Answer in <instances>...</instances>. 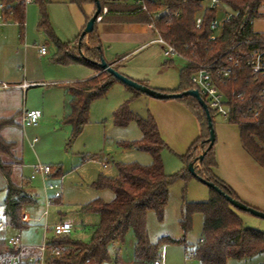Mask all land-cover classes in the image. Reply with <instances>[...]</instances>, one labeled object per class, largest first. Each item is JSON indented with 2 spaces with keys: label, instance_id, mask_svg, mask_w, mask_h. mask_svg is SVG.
Wrapping results in <instances>:
<instances>
[{
  "label": "rangeland",
  "instance_id": "obj_1",
  "mask_svg": "<svg viewBox=\"0 0 264 264\" xmlns=\"http://www.w3.org/2000/svg\"><path fill=\"white\" fill-rule=\"evenodd\" d=\"M118 1L130 6L133 3L131 0ZM209 3L210 0H204L203 6L206 7ZM91 5L90 3L80 7L71 0H48L45 8L48 25L45 26L40 3L31 0L26 4L24 28L14 22H0V83L11 86L29 84L23 91L15 93L10 90L6 94H0V105L5 102L8 95L11 103V108L8 109L0 106V120L8 121V124L0 129V135L5 141L15 143L11 148V156H5V161L12 165L22 163L19 165L21 168L11 172L10 178L14 182L21 178L29 181V189L33 192L37 204L28 205L25 210H28L33 218H38L45 211L46 201L44 177L37 173L32 180L35 171L32 166L42 164L53 168V173L46 177L47 184L60 179L55 174L64 178L61 202L58 200L59 203H54L48 209L49 215L45 220L31 222L24 229H16L8 224L0 229L1 237L8 240L19 236L21 246L24 247H39L45 237L52 239V232H46L44 225L51 228L61 220L76 223L79 227V230L72 236L69 235L67 239L89 241L90 228L98 218L91 214H79L78 207L98 198L104 202H110L114 198L112 191H98L93 184L101 175L116 177L118 163L148 166L153 162L151 154L138 149L125 150L121 146L124 142L140 140L142 134L136 122H130L126 127L118 126L114 118L115 112L125 105L142 118H146L149 113L152 115V112L148 95L137 92L118 80H114L103 98L91 104L90 121L78 137L73 138V128L65 121L70 113V96L66 88L90 79L95 70L83 64H61L57 62V58L61 56L68 60L77 58L93 61L88 57V50L93 49L90 38L86 37L78 44L88 17L94 13ZM122 8L116 7L119 10ZM258 13L260 16L253 20L252 29L254 32L264 33V3ZM118 17L122 21L138 22L134 20V16L119 14ZM223 17L220 13L219 18ZM104 21L105 18L102 22ZM138 23L145 25L142 22ZM108 24L96 23L102 57L106 62L125 57L121 65L124 67H118L119 72L134 81L145 80L147 84L145 86L154 90H174L179 86V69L183 67L179 59H173V64L166 67L164 62L167 58L157 44L149 43L140 49L156 36L151 33H129L115 29L116 27H108ZM154 33L156 34L155 31ZM98 36L95 35L93 38L96 39ZM58 42L65 45L61 50ZM44 46L47 54L41 55L39 50ZM128 72L133 73L135 77ZM171 100L184 104L177 99ZM156 102L158 104L155 109L161 113V120L167 125L173 112L169 114L164 104ZM31 110L41 114L40 122L37 126H24L23 113ZM212 115L216 135L213 150L217 164L214 169L216 175L234 191V186L241 190L249 200L246 203L247 201H243L237 194L244 204L264 212V170L243 149L238 126L220 115L214 113ZM168 127L174 132L171 125ZM165 144L167 148L161 152L165 173L176 175L188 167L182 159L187 152L179 153L168 142ZM202 154L198 151L196 155ZM103 163H108V166L105 168ZM196 165V169L200 170L201 164L197 162ZM17 183L15 184L18 186L23 185L22 182ZM7 186L8 178L0 170V219L6 222L8 221L3 215L2 206ZM24 190L27 193L26 187ZM210 190L189 174L186 179H179L171 185L163 221L158 220L154 211L148 212L147 231L152 242H156L162 236L177 240L185 239L186 244H168L164 247V254H168L167 264H199L196 258L187 257V253L185 257L184 247L187 245L188 249H195L201 239L204 217L200 213L195 214L192 229L186 235L180 226V220L185 204L209 201ZM233 209L244 227L264 233V219ZM133 244L134 234L129 231L123 243H116L110 247L111 261L113 262L119 254L123 262H130L133 258ZM263 259L262 255H257L248 261L230 260L229 264H260Z\"/></svg>",
  "mask_w": 264,
  "mask_h": 264
},
{
  "label": "trees",
  "instance_id": "obj_2",
  "mask_svg": "<svg viewBox=\"0 0 264 264\" xmlns=\"http://www.w3.org/2000/svg\"><path fill=\"white\" fill-rule=\"evenodd\" d=\"M35 1L40 3L44 25L47 26L45 8L48 0ZM71 2L80 7L90 3L95 5L94 0ZM100 2L102 8L108 7L109 16L120 13L134 16V20L138 22L153 23L156 34L172 45L181 56L185 65L179 70V86L174 90L156 91L173 94L194 90L191 77L196 71L206 67L213 73L220 90L228 100L230 114L228 121L238 126L243 149L264 170V73L257 74L248 65L251 52L261 48V44L264 43V33H257L252 29L253 20L260 16L258 10L264 0H223L234 15L230 21L223 22L221 32L217 35L211 30V23L216 19L217 11L205 8L203 0H164L151 4L149 12L143 13H134L135 7L122 4L118 0ZM0 3L3 5V21L14 22L24 28L26 1L0 0ZM121 6L123 7L121 10L116 9ZM199 15H202L200 28L196 26V18ZM90 19L91 17H88L87 22ZM95 35L96 25L88 36L93 42V49L88 50V57L93 61L77 58L68 60L61 56L57 58L58 63L83 64L93 68L97 74L66 88L70 96V113L65 121L73 128V138L78 137L89 123L91 104L103 98L116 80L99 67L103 57L100 39L93 38ZM85 38L81 41L80 36L78 44ZM58 46L61 50L65 45L58 42ZM172 63V60H166L164 66H170ZM109 64L119 71L118 63ZM224 70L231 71V76L227 79L223 78ZM139 83L147 85L145 82ZM177 100L183 102L193 112L201 125V135L182 157L183 161L189 165L198 161L201 156L196 155L198 151L205 153L200 163L201 169H196L197 174L214 183L226 195L243 203L232 187L221 180L214 171L217 167L213 155L215 144L210 146L208 142L210 131L204 110L193 97L186 96ZM211 116L213 122L212 113ZM114 118L120 127L136 122L142 134L141 139L124 142L121 146L125 150L138 149L147 152L152 155L153 162L148 166L118 163L116 177L101 175L93 187L98 191H112L114 198L110 202L96 199L81 207L82 213L97 214L100 217V223L94 228L91 239L84 243L67 239L68 236L52 238L49 247L58 249L60 255L49 258L47 264L111 263L110 247L116 243H123L129 231L133 232L135 239L134 264H153L160 259L166 245L186 244L185 239L177 240L169 236H162L156 242H152L147 231V214L154 211L158 220L163 221L169 201V189L177 180L186 179L190 174L188 167L176 175L165 173L161 152L167 145L162 140L157 123L150 113L146 118H142L125 105L115 112ZM7 124L8 121L0 120V129ZM14 146V142L5 141L0 135V170L8 178L4 215L7 217L8 225L24 229L27 227L22 221L25 207L35 205L36 201L27 195L24 183L18 186L11 181L13 165L2 160L3 156H11V148ZM51 169L52 174L53 168ZM55 176L62 178L57 174ZM210 193L209 201L186 203L182 210L180 226L185 235L192 229L195 214L200 213L204 217L201 239L195 249L191 250L193 257L200 264H229L230 260L248 261L257 255L264 257V233L244 227L242 220L225 197L213 189ZM185 248L188 251L187 245ZM26 252L21 253L20 248L10 247L7 240L0 236V264H11L16 256H19L20 264H23L22 262H26L30 256L36 255L34 250ZM260 264H264V259Z\"/></svg>",
  "mask_w": 264,
  "mask_h": 264
},
{
  "label": "built area",
  "instance_id": "obj_3",
  "mask_svg": "<svg viewBox=\"0 0 264 264\" xmlns=\"http://www.w3.org/2000/svg\"><path fill=\"white\" fill-rule=\"evenodd\" d=\"M25 1L27 4V1H31V0H25ZM131 1L133 2L132 6L135 7L136 9L134 13H143V12H149V6L151 4L160 3L163 2L164 0H131ZM205 8L214 9L217 11L216 19L211 23V30L215 33V35L221 32L223 22L230 21L234 15V12L224 4L223 0H210L209 5H206ZM2 11H3V5L0 3V22L3 21ZM108 13H109L108 7H103L101 14L97 18V23L102 22V20L106 15H108ZM220 13H222L224 16L221 19L219 18ZM115 14H120V13H115ZM147 25L150 29L155 31L153 23H149ZM201 25H202V15H199L196 18V26L200 28ZM154 42L161 47L164 56L167 58V60H173L175 58L181 59V56L176 51V49L172 45L168 44L165 41V39H163L161 36L157 35V38ZM39 51L41 55H46L47 53L45 47L40 48ZM248 65L255 73L257 74L264 73V43L261 44V48H257L251 52ZM222 75L224 79H227L231 76V71L224 70L222 71ZM191 82L195 86V90L199 91L201 97L206 102L210 113L220 115L223 119L228 121L230 119L228 100L224 95V93L220 90L218 83L214 78L213 73L206 67H203L192 75ZM4 88H7V86H4ZM40 118L41 115L38 111L35 110L25 111L22 117L23 125L37 126L40 122ZM103 166L106 167L107 165L103 164ZM34 168L36 173H41L42 175L45 176H49L52 170L50 166L42 165V164L35 165ZM46 190L51 192L52 194L51 197L48 198L47 207L51 205L52 199H60L63 196V187L61 182H55L49 184L46 187ZM47 213L48 212L45 211L42 215V218L45 217ZM31 220L32 219L29 218L27 214L23 213L22 215L23 222L28 223ZM40 220L41 218L38 219V221ZM2 227L3 224L0 223V228ZM73 230H74V226L72 223L69 222H59L53 225L51 228L45 225V231L46 232L51 231L53 234V238L69 236L73 232ZM50 240L51 239L45 238L43 244L37 248H32V247L25 248L21 246L20 237L15 236L8 239L7 244L10 247L20 248L21 253L28 250L36 251L37 254L35 256H30L27 259V264H47L49 258L57 257L60 255V251L58 249L49 247ZM187 257H193V251L191 250L187 251ZM11 264H20L19 256L13 258ZM153 264H166L164 251L162 252L160 259L154 262Z\"/></svg>",
  "mask_w": 264,
  "mask_h": 264
},
{
  "label": "crops",
  "instance_id": "obj_4",
  "mask_svg": "<svg viewBox=\"0 0 264 264\" xmlns=\"http://www.w3.org/2000/svg\"><path fill=\"white\" fill-rule=\"evenodd\" d=\"M120 3L124 4L123 2H120ZM91 6L94 9L93 12L95 13V10H96L95 5L92 4ZM92 16H90V17H92ZM118 16H119V14H111L110 16L109 15H106L104 17L105 18V21L104 22H101V23H105V22L106 23H109L108 24V27H116L115 29H120L121 31H126V32H129V33H139V32H142L144 34L151 33L152 35L156 36V38H157V35L154 33V31L152 29H150L148 27L147 24L144 25V24H140V23H134L132 21H130V22H128V21H122ZM156 38L155 39H152L147 44L142 45L140 47V49L143 48L144 46L148 45L149 43L150 44H157V43L154 42L156 40ZM124 58L125 57H122V58H120L118 60H115L113 62L114 63L115 62L118 63V65H120V67L122 68V67H124V66H121ZM179 60L183 63V67H184V65H185L184 62L181 59H179ZM113 62H108V63H113ZM172 62H173V60H172ZM128 73L131 76L135 77V75L133 73H130V72H128ZM96 75L97 74L95 72V74L93 75V77L96 76ZM136 81H138V82H145V80H141V79L136 80ZM4 86H7V88H4ZM27 86H29V84H15V85H12L11 86L9 84L7 85L5 83H2V84L0 83V94H3V93L6 94L10 90L15 91V93L18 92V91H23ZM8 96L10 97V95H8ZM8 96L5 98V102H2V104L0 105L1 107L6 108V109L11 108V103H9L10 102V98H8ZM148 98H150L148 102H149V105L151 107L152 115H153V117H154V119H155V121L157 123L158 129H159V133H160V136H161L162 140L165 143L168 142L169 145L173 149H175L177 152L185 154L188 151L189 147L193 144V142L196 141L197 138L201 135V125H200L198 119L196 118V116L193 114V112L185 104H181V103H179L177 101H174V100L161 101V100H157V99H154V98H151V97H148ZM156 101H159L161 104H164V108L166 110L167 109L169 110V114L173 112L172 113V116L170 117V120H169V122H168L167 125H166V122H163V120H161V116H160L161 113L158 112L157 108L155 109L156 104H158V102H156ZM168 125H171L172 126V128L174 129V132H172V130H170V128L168 127ZM176 135H178V136H176ZM174 136H176V137H174ZM3 158H2L3 161L6 162V163H8L7 161H5L6 160L5 156H3ZM103 164H106L108 166V163H103ZM20 165H22V164H20ZM19 167H20L19 164L13 165V167H12L13 169H12L11 172H13V170H15V169H19ZM34 167H35V165L32 166V169L33 170H35ZM36 174L37 173L34 171V174L31 177L32 180L35 179ZM42 176L44 177V191H45V201H46V209H45V211H47L48 213L43 218H42V215H43V213L45 211L38 218H33L28 210H24L23 213L24 214H27L28 217L32 219L28 223L27 222H24L26 224H30L31 222L38 221V219H40V218H41L40 221L45 220L48 217V215H49V210L48 209L54 203L61 202V199L62 198H60V199H52L51 200V202H52L51 205L49 207H47V201H48V198L51 197V195H50L51 192H49V191L46 190V187L49 185V184H47V180H46V177L47 176H45V175H42ZM63 180H64V178H61V179H59L56 182H61L62 187H63ZM11 181L14 184L15 183L18 184L17 183L18 181L20 183L22 182V184L24 183L26 185V188H27V195H29L30 197H32L36 201V204H37V200L35 199V197L33 195V192L29 189V181L24 180L23 178H21L18 181H15V182L12 179H11ZM50 184H52V183H50ZM7 188H8V186H7ZM234 189L237 192V194L241 197V199L243 201H247L246 203H248L249 200H247L246 196L241 192V190L238 189L237 186H234ZM98 199H100V198H98ZM58 200H60V201L57 202ZM36 204L35 205H32V206H36ZM2 207H3V215H4V210H5V208H4V201H3V206ZM81 207H82V205H80L78 207L79 214H81V215H90L89 213H82L81 212ZM60 214L63 215V213H60ZM91 215H95L98 218L97 219V222L94 223L91 226V228H90V235L92 237L94 228L100 223V217L97 214H91ZM4 217L7 219V217L5 215H4ZM60 222H69V223H72L70 221H62V220ZM0 223L3 224V227L7 224V222L4 219H0ZM72 224L74 226V230L70 234V236H72V234H74L75 232H77L79 230V227L77 226L76 223H72ZM47 226H49V225H47ZM44 228H45V225H44ZM91 237H90V239H91ZM73 239L74 240H78V241H82V240L76 239V238H73ZM174 239H176V238H174ZM82 242L87 243L89 241H82ZM134 243H135V239H134ZM22 247H24V246H22ZM25 248H28V247H25ZM32 248H37V247H32ZM189 250H191V249H188V251ZM28 251H31V250H28ZM133 251H134V244H133ZM186 253H187V249L185 248V257H186ZM133 256H134V252H133ZM165 263L166 264L168 263V254L165 255ZM111 264H134V261H133V258H132V260L130 262L125 263V262L122 261V259H120L119 254H117L115 260L113 262L111 261ZM199 264H200V262H199Z\"/></svg>",
  "mask_w": 264,
  "mask_h": 264
},
{
  "label": "water",
  "instance_id": "obj_5",
  "mask_svg": "<svg viewBox=\"0 0 264 264\" xmlns=\"http://www.w3.org/2000/svg\"><path fill=\"white\" fill-rule=\"evenodd\" d=\"M95 2V13L93 14V16L91 17V19L87 22V25L81 35V41L85 38L88 37L95 29V25L97 23V18L99 17V15L102 12V6H101V2L100 0H94ZM99 67L103 72H108L110 75H112L116 80L122 82L123 84L127 85L128 87L134 89L137 92H140L142 94L148 95L149 97H152L154 99H158V100H171V99H181L183 97L189 96V97H193L195 98L198 103L200 104V106L202 107V109L204 110L207 120H208V128L210 131V138H209V143L210 146H213L215 144L216 141V135H215V130H214V126H213V122H212V116L211 113L208 109V106L206 104V102L203 100V98L201 97L200 93L198 90H190L184 93H173V94H164L161 92H158L154 89H151L137 81H134L128 77H126L125 75L121 74L119 71L115 70L113 68V65H110L108 62H106L103 58L101 59V62L99 63ZM205 153H203L198 161H194L192 163H190L188 165V170L190 172V174L195 177L198 181L202 182L203 184H205L206 186H208L210 189H213L215 192H217L218 194L222 195L223 197H225V199L230 203V205L235 208L238 209L240 211H244L247 213H250L256 217L262 218L264 219V212H261L255 208H252L242 202H239L235 199H233L231 196L226 195L221 189H219L214 183H211L203 178H201L197 172H196V168H197V162L201 163L203 158H204Z\"/></svg>",
  "mask_w": 264,
  "mask_h": 264
}]
</instances>
